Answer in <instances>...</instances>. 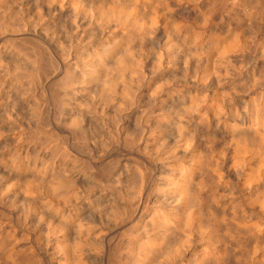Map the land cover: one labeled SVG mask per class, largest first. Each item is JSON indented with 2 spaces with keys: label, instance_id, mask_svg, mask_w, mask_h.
Returning a JSON list of instances; mask_svg holds the SVG:
<instances>
[{
  "label": "bare ground",
  "instance_id": "6f19581e",
  "mask_svg": "<svg viewBox=\"0 0 264 264\" xmlns=\"http://www.w3.org/2000/svg\"><path fill=\"white\" fill-rule=\"evenodd\" d=\"M229 259L264 264V0H0V264Z\"/></svg>",
  "mask_w": 264,
  "mask_h": 264
},
{
  "label": "rangeland",
  "instance_id": "374dc122",
  "mask_svg": "<svg viewBox=\"0 0 264 264\" xmlns=\"http://www.w3.org/2000/svg\"><path fill=\"white\" fill-rule=\"evenodd\" d=\"M128 157H130V156H128L127 154L123 153L122 151H118L115 155H113V157H111L109 159H106V162L115 160L116 164H117L116 166H118V168H119V166L123 167V164H121L122 160H124V158H128ZM122 167H120L121 170H123ZM149 168H150L149 171L152 170L154 172V174H157V175H156V177L154 179L150 180V182L148 183L147 192H146L147 193L146 194L147 199L145 197V199L143 200V203H142L143 207L150 206L149 204H153L154 202H156L157 199H158V201H161L162 199H164V196H163L164 194H162L163 192L161 194H160V191L159 192H153V193L151 192V190H152V188L154 187V184H155L154 182L156 181V178L159 177V174L157 173V170H156V163L150 162ZM119 173L120 172H118V174ZM113 190H114V192L117 193L118 190H117V185L116 184L113 185ZM148 195H149V197H148ZM149 201L150 202L152 201V202L150 203ZM136 223H137V221H135L134 218H133L132 220H130L129 222H127L125 224H119V225L117 224V226L115 225V227L112 230L113 231V236L120 237L119 236L120 233L124 232L127 228L133 227ZM230 261H231V263L233 262L232 259H229L228 260V264H230ZM232 264H234V262Z\"/></svg>",
  "mask_w": 264,
  "mask_h": 264
}]
</instances>
